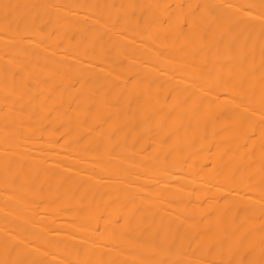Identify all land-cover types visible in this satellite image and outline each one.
Here are the masks:
<instances>
[{
	"label": "bare ground",
	"instance_id": "6f19581e",
	"mask_svg": "<svg viewBox=\"0 0 264 264\" xmlns=\"http://www.w3.org/2000/svg\"><path fill=\"white\" fill-rule=\"evenodd\" d=\"M0 264H264V0H0Z\"/></svg>",
	"mask_w": 264,
	"mask_h": 264
}]
</instances>
